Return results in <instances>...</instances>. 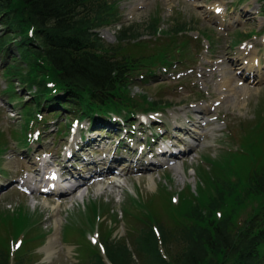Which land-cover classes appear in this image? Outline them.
<instances>
[{
    "label": "rangeland",
    "instance_id": "obj_1",
    "mask_svg": "<svg viewBox=\"0 0 264 264\" xmlns=\"http://www.w3.org/2000/svg\"><path fill=\"white\" fill-rule=\"evenodd\" d=\"M117 4V24L110 23L98 30L106 42H115L120 23L139 24L142 31L139 38L173 41L171 62L151 63L143 68V73L136 74L131 84L136 99L141 98L137 96L139 92H146L151 101L157 102L153 106L145 103L146 109L138 111L134 119H126L123 114L116 117L119 125H124L126 130L131 128L127 133L130 140L146 144L142 152L135 149L132 153L131 147L123 146L122 140L117 142L123 130L108 126L89 130L87 119L71 122L75 117L73 112L68 109L54 112L51 106L39 107L37 138L30 143L16 142L28 133L26 129L19 134L25 122L24 108L32 100L19 85L14 87L16 96H8L2 89L6 83L0 75V151L9 142L0 154V167H5L0 169V237L7 236L9 231L10 238H25L30 264H78L76 239L84 235L94 242L98 221L111 228L113 235L123 236L128 229L138 228L133 216L123 215L124 210L145 213L159 210L165 218L160 197L167 195L177 203L180 192L188 189V185L189 190L198 194L204 171L212 177L238 174L240 182L243 172L233 153L240 151L239 133L257 114H264V41H261L264 0H119ZM151 21L157 26L155 36L144 28ZM177 22H183L185 28L175 34L173 28ZM238 32L249 35L238 38ZM243 39L244 46L250 47L244 52L259 58V63L249 71L246 68L250 57L243 52L244 46H240ZM196 108L201 110L196 112ZM144 114L145 118H141ZM42 118L45 121L41 122ZM32 121L30 130L34 127ZM85 130L89 138L96 140L86 144L83 136L85 145L78 142L74 150L73 143L80 141L79 136ZM189 141L192 144L186 145ZM152 142L158 152L150 157L158 159L160 164L139 168ZM166 144H175L173 149L185 145L184 156L171 157L172 163L161 162L160 159L170 157L169 152H159ZM84 146L88 149H83ZM114 148L113 154L123 155L119 163L114 161L112 165L118 172L112 169L109 173L103 172L93 183L87 178L81 187L64 194L36 190L40 185L38 179H42L45 171L41 167L63 166L61 171L67 175V171L75 170V164L80 165L81 160L76 161L78 153L103 162ZM206 158L216 160L220 166L211 168ZM36 165L40 168L34 173L30 167ZM101 167L106 166L102 163ZM24 174L29 175L26 184L35 187L28 194L16 186ZM249 199L239 203L230 214L244 218V211L257 200ZM53 233L52 254L47 256L44 248L48 234Z\"/></svg>",
    "mask_w": 264,
    "mask_h": 264
},
{
    "label": "trees",
    "instance_id": "obj_2",
    "mask_svg": "<svg viewBox=\"0 0 264 264\" xmlns=\"http://www.w3.org/2000/svg\"><path fill=\"white\" fill-rule=\"evenodd\" d=\"M117 3L0 0V75L6 83L2 89L16 96L14 87L19 85L32 100L24 108L25 122L19 134L30 127L32 119L36 123L41 118L40 106H51L54 112L68 109L78 118H88L93 126L112 112L127 119L145 110V103L153 106L157 102L146 92L136 99L131 84L151 63L171 62L173 41L139 38V24L120 23L115 42H106L98 30L117 24ZM175 25V34L185 28L183 22ZM144 28L156 35L154 21ZM249 122L237 140L240 151L233 152L243 172L240 182L238 174L212 177L204 171L198 194L188 185L177 203L167 195L160 197L165 218L159 210H124L123 215L133 216L138 228L128 229L123 236H113L112 229L98 221L96 243L84 235L76 239L78 264H109L104 257L110 264H263L264 114ZM206 159L211 168L220 166ZM252 198L257 200L244 211V218L230 214ZM7 233L0 237V264H30L27 240L11 250Z\"/></svg>",
    "mask_w": 264,
    "mask_h": 264
},
{
    "label": "bare ground",
    "instance_id": "obj_3",
    "mask_svg": "<svg viewBox=\"0 0 264 264\" xmlns=\"http://www.w3.org/2000/svg\"><path fill=\"white\" fill-rule=\"evenodd\" d=\"M261 41H264V36H262L261 37ZM244 49H246V47L244 48ZM253 49V48H252ZM251 49V52H254L253 50ZM253 54V53H252ZM252 54H250L249 52H248V56L250 57V59H251V62L250 63H248V68H246V70H252V68H253V65H254V63H255V61H256V58H255V56L254 55H252ZM245 57V56H244ZM259 58H257V60H258ZM255 60V61H254ZM251 72V71H250ZM226 83H228V82H226ZM196 109H198V108H196ZM146 169V168H145ZM100 170H102V168L100 169ZM27 177H26V179H29V175H26ZM79 177H83V175L81 174V173H79ZM55 237V234L53 233V234H51V235H49L48 236V238H47V243H46V246H45V248H44V250L46 251V255L48 256V254L49 253H51L50 251L52 250V246H53V243H54V238ZM56 246V245H55ZM52 254V253H51Z\"/></svg>",
    "mask_w": 264,
    "mask_h": 264
}]
</instances>
